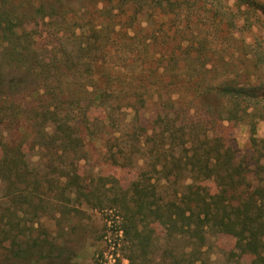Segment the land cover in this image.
I'll list each match as a JSON object with an SVG mask.
<instances>
[{
    "label": "trees",
    "instance_id": "1",
    "mask_svg": "<svg viewBox=\"0 0 264 264\" xmlns=\"http://www.w3.org/2000/svg\"><path fill=\"white\" fill-rule=\"evenodd\" d=\"M96 2L108 24L86 33L65 8L42 3L26 15L18 0H0L5 195L24 205L42 185L60 186L110 212L112 264H208L207 235L230 237L231 256L264 264V141L254 137L264 120V0ZM236 123L252 135L241 157L228 138ZM97 145L120 169H137L146 149L144 169L125 187L84 180L79 156ZM34 153L51 173H36ZM104 254L83 264H107Z\"/></svg>",
    "mask_w": 264,
    "mask_h": 264
},
{
    "label": "rangeland",
    "instance_id": "2",
    "mask_svg": "<svg viewBox=\"0 0 264 264\" xmlns=\"http://www.w3.org/2000/svg\"><path fill=\"white\" fill-rule=\"evenodd\" d=\"M42 3L46 8H65L69 25L76 22L78 16L81 17L82 24L86 25V33L91 25L102 22L108 24L104 16L98 13L101 5L96 0H18V12L33 14ZM30 29L35 30L36 26ZM11 80L27 86L31 83L25 75H16ZM12 131V128L8 129L9 133ZM251 136L249 126L245 123L234 124L229 132V143H233L240 157L245 150L251 149ZM254 137L264 141V120L257 122ZM102 153L103 148L97 145V148H89L84 155L79 156L84 180L92 178L96 185L98 177L103 175L125 187L136 177L138 170L144 169L147 150L134 156L138 160L137 169H120L112 164L108 154ZM29 159L36 173H51V170L45 169L46 159L41 155L34 153ZM64 159L67 161L69 157ZM214 187V183L209 181L201 189L207 195L214 193ZM113 188L115 185L108 183L102 188V193L109 200L115 192ZM110 215V212L99 211L83 200H76L73 194H62L60 186L49 188L42 185L29 204L23 205L17 198L5 195L4 186L0 184V264H83L91 262L98 252H104V261L112 264L108 252L112 250L109 245H112V230L116 224L106 219L113 217V214ZM153 228L162 242L166 231L160 224L153 225ZM202 251L208 264H249L247 257L238 259L230 255L235 252L234 241L227 236L207 235ZM123 264L126 262L123 261Z\"/></svg>",
    "mask_w": 264,
    "mask_h": 264
}]
</instances>
